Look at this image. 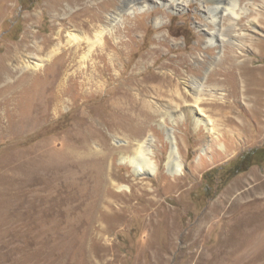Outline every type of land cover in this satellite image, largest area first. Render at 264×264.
Segmentation results:
<instances>
[{
  "label": "rangeland",
  "instance_id": "374dc122",
  "mask_svg": "<svg viewBox=\"0 0 264 264\" xmlns=\"http://www.w3.org/2000/svg\"><path fill=\"white\" fill-rule=\"evenodd\" d=\"M121 1L109 0L106 13L113 14V5H119ZM154 1L148 7L124 10L116 16L113 29L107 34L108 49L101 52L103 58L99 61V66L105 68L104 79L110 74L117 75L120 68L124 70L123 76L134 74L136 78L144 77L146 81L148 80L146 83L149 86L143 95L138 96L139 100L136 103L137 108H142L144 114L150 116L148 125L161 137L155 143L156 148L154 147L155 155L161 156L156 173L135 174L132 167L120 160L119 154L128 155L132 151L130 148L133 147L127 144L130 141L127 136V125L108 129L103 135V141L99 139L88 141L90 150L96 155L103 151L105 144L109 147L119 146L113 168L118 172L120 177L118 185L121 187L111 186V190L125 192L127 194L125 203L131 206L111 220L102 221V225L107 226L108 231L100 232L96 229L99 223L93 224L92 229L88 226L91 200L83 201L79 209L73 212L68 191L55 193L52 173L47 174L45 184L36 180L29 185L28 154L25 147L35 145L44 137L52 138L53 152L66 143L63 132L71 122L67 104L62 107L63 113L58 121L44 129L46 135L25 138V143L15 146L1 140L0 264H205L200 249L192 252L186 248L189 241L187 232L235 179L247 175L253 168L259 171L264 169V129L260 137L250 136L249 141L236 149L229 146L230 142L225 140L229 152L222 154V151L214 146L219 152L215 151L216 153L210 155L197 149V140L205 134L204 129L196 133L188 126L181 125L185 120L181 119L179 123H174L166 118L163 126L167 129L173 128L178 137L184 138L182 154L185 156V164L182 170L176 173V176L181 178V183L175 185V174L169 172L165 165L169 146L166 147L168 142L165 132L159 125L162 119L159 115L161 113L158 112L163 110V107L159 109V104L183 106L184 97L187 101H192L184 85L186 80L202 81L207 96L211 92L217 96L224 93L222 87L216 88L210 80L214 78L212 73L215 69L230 67L231 61L224 59L228 54L234 56L236 63L242 62L243 59L246 61L251 59L254 65L264 64V0H240L241 17L235 27L237 33L230 28L228 17L231 15L225 13L222 27L226 36L222 37L223 41L215 44L208 43L205 38V32L210 31V25L201 6L203 0H190L183 8L174 9L169 7V4ZM43 3L44 0H10L9 4L12 7L8 12L0 8V14L4 15L0 18V52L7 44L20 39L30 22L26 15L39 14ZM51 23L52 15L46 13L40 36L47 35ZM34 28L33 26L31 29L35 30ZM72 31L82 35L77 30ZM240 34L245 35L242 37ZM63 35L62 39L66 41V33ZM251 38L261 43L250 47ZM97 46L93 48L95 53L99 51ZM88 47L86 41H80L77 62L75 61L73 67L71 64L74 61L70 60L67 52L52 62H46V75H52L59 70L73 71L81 65L78 62H81V56L87 52ZM242 49L245 50L244 56H240ZM110 56H116L117 66L114 68L110 64L112 63ZM95 59L97 61L98 57ZM36 60L30 61L34 63ZM20 71L16 76L20 75ZM88 74L95 77L92 70H88ZM215 77L227 78L225 75ZM83 79L84 75H77L70 81V97L76 103L83 98L81 95L83 87L80 85ZM38 81L47 83L49 78L46 76L44 79L39 78ZM230 81V84H234L231 79ZM131 87L130 91L136 92L135 87ZM178 93L182 94V97L180 96L182 100ZM108 96L105 87H101L96 95L93 94L91 102L99 105L104 103ZM202 106L207 110L208 106ZM97 125L100 127L99 123ZM180 127L185 128L180 130ZM252 131L255 130L252 128ZM145 134H152L151 130L147 128ZM248 164L249 167L243 170ZM85 167L89 170L94 169L93 165ZM48 169L50 170L51 166L48 165ZM133 182L144 183L145 190L138 188L131 193L129 185ZM97 183L94 182L92 186L95 188ZM40 186L45 188L42 189ZM137 195H140V199L136 198ZM149 198L157 201L156 205L159 206L158 224L153 223L150 229L146 227L149 222V211H145L144 207ZM31 199L34 203L33 209L30 210ZM166 222L174 223L175 247L168 246L166 242L167 230L164 227ZM210 237L208 243L214 241L215 233ZM255 260L247 264L264 262Z\"/></svg>",
  "mask_w": 264,
  "mask_h": 264
},
{
  "label": "bare ground",
  "instance_id": "6f19581e",
  "mask_svg": "<svg viewBox=\"0 0 264 264\" xmlns=\"http://www.w3.org/2000/svg\"><path fill=\"white\" fill-rule=\"evenodd\" d=\"M9 1L0 0V8L4 12H8L12 7ZM108 1L44 0L39 14L26 15L30 22L20 39L15 43L7 44L0 52V141L6 140L10 145L15 146L21 145L25 138L44 136V129L58 121L63 113L62 107L67 104L69 106L67 113L71 117V122L63 132L66 143L53 152L52 138L44 137L35 145L25 147L28 154L29 185L36 180L45 184L47 174L52 173L55 193L68 191L73 212L79 209L83 201L91 200V208L88 209V226L92 229L93 224L99 223L96 229L100 232L108 231V227L102 225V221L111 220L131 206L125 203L127 201L125 192L111 190V186L121 187L118 185L120 181L118 172L113 168L119 146L109 147L105 144L103 151L96 155L90 150L88 141L102 140L108 129L127 125V136L130 139L127 144L133 147L130 148L132 151L128 155L119 154L121 161L132 167L135 174L146 175L156 173L161 158L160 154L155 155L154 151L155 143L161 137L148 125L150 116L144 114L142 108H137L136 103L139 100L138 96L143 95L144 90L149 86L146 83L148 80L146 81L144 77L136 78L134 74L123 76L124 70L120 68L117 75L110 74L104 79L105 68L99 66V61L103 58L101 52L108 49L107 34L111 33L116 16L124 10L148 7L155 1L122 0L121 4L113 5V14L106 13ZM158 1L169 4V7L174 9L183 8L190 0ZM201 6L210 25V31L205 32L208 43L223 41L222 37L226 36L222 27L225 13L231 15L228 17L230 28L237 33L235 27L241 17L240 0H203ZM46 13H51L52 23L47 35L42 37L39 32ZM3 16L0 14V18ZM33 26L35 30L31 29ZM71 28L81 32L82 35L72 31ZM64 33H66V41L62 39ZM81 40L89 45L87 52L81 56V62H78L81 65L71 72L59 70L52 75H46L45 63L52 62L64 52H67L70 60L74 61L71 62V67L75 66ZM259 43L261 41L251 38L249 46L254 47ZM95 46L99 48L97 53L93 52ZM244 51L241 50L240 56L245 55ZM96 57L99 60L96 61ZM115 57L110 56L111 60L109 59L112 68L117 66ZM34 59H37L36 62L30 61ZM224 59L231 61L230 67L215 69L212 73L214 78L210 80L216 88L222 87L225 91L220 96L213 95L212 92L207 96L204 83L200 80H186L184 85L192 101H187L184 97L183 106L171 103L158 105L159 109L163 107L162 112L158 111L162 119L159 125L167 138L166 147L169 146L165 165L169 172L175 174V185L181 179L176 173L180 172L185 164V156L182 154L184 138L178 137L173 128L167 129L163 126L166 118L174 123H179L181 119L185 120L181 125L188 126L196 133L204 129L205 134L197 140V149L210 155L215 151L219 152L214 149L215 147H218L222 154L228 153L229 148L225 140L230 142L229 146L236 149L249 141L248 137L255 135L260 137L263 133L264 64L254 65L251 59L248 61L243 59L242 62L236 63L234 56L229 54ZM19 70L21 73L16 76ZM88 70H92L96 78L94 75H89ZM77 75H84V79L80 82L83 87L81 90L83 98L76 103L70 97L69 86L70 81ZM216 75H225L227 78L215 77ZM46 76L49 78L47 83L38 81L39 78L44 79ZM230 79L234 84H230ZM93 86L95 87L92 88ZM131 86L135 87L136 92L130 91ZM101 87H105L108 92V99L104 103L94 105L91 98L100 91ZM181 95L178 93L179 97ZM202 105L208 106L207 110ZM185 127H180V130ZM147 128L152 134H145ZM48 165L51 166V171ZM86 165L87 167L93 165L94 169L89 170ZM96 181L98 185L94 188L92 184ZM129 187L131 193L138 188L142 190L146 188L142 182H133ZM139 196L137 195L136 198L140 199ZM156 202L149 198L144 206L145 211H149V222L146 226L149 229L153 223L158 224L159 206ZM33 203L31 199L30 210L33 209ZM173 222L164 223L167 230L166 242L171 247H175L173 241L176 235ZM212 233H215V239L212 243H208ZM187 237L189 241L186 248L191 249L192 252L200 249L205 264H247L256 261L255 259L264 261L262 260L264 258V169L259 171L253 168L247 175L235 179L187 232Z\"/></svg>",
  "mask_w": 264,
  "mask_h": 264
},
{
  "label": "trees",
  "instance_id": "16d2710c",
  "mask_svg": "<svg viewBox=\"0 0 264 264\" xmlns=\"http://www.w3.org/2000/svg\"><path fill=\"white\" fill-rule=\"evenodd\" d=\"M247 167H249V164L247 166L243 167V170L246 169Z\"/></svg>",
  "mask_w": 264,
  "mask_h": 264
}]
</instances>
